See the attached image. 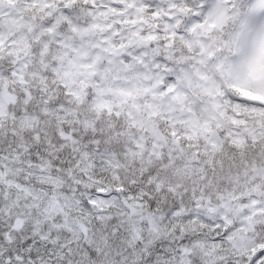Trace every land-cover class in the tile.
<instances>
[{
    "label": "snow or ice",
    "instance_id": "obj_1",
    "mask_svg": "<svg viewBox=\"0 0 264 264\" xmlns=\"http://www.w3.org/2000/svg\"><path fill=\"white\" fill-rule=\"evenodd\" d=\"M0 264H264V0H0Z\"/></svg>",
    "mask_w": 264,
    "mask_h": 264
}]
</instances>
